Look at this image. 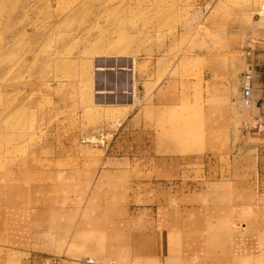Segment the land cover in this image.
Masks as SVG:
<instances>
[{
    "label": "rangeland",
    "instance_id": "374dc122",
    "mask_svg": "<svg viewBox=\"0 0 264 264\" xmlns=\"http://www.w3.org/2000/svg\"><path fill=\"white\" fill-rule=\"evenodd\" d=\"M263 4L0 0V264H128L158 208L180 210L170 252L194 250L174 264H207L264 178Z\"/></svg>",
    "mask_w": 264,
    "mask_h": 264
},
{
    "label": "crops",
    "instance_id": "0c3cea01",
    "mask_svg": "<svg viewBox=\"0 0 264 264\" xmlns=\"http://www.w3.org/2000/svg\"><path fill=\"white\" fill-rule=\"evenodd\" d=\"M257 196V204L228 207L225 228L207 233V264H264V178L258 187ZM179 211L175 214L165 208H158L156 217L151 219L148 227L131 232L130 256L126 259L128 264H174L175 261L189 260L195 255L194 250L177 254H174V250L170 252L168 242L173 238L174 230L181 229ZM32 245L37 246L35 238ZM93 246H87L93 256L89 259L93 263L105 260L107 257L104 252L101 254L102 251L99 252ZM48 247L52 248L51 245ZM43 253L39 257L43 262L39 264H80L76 258H64L62 262L53 263L54 258Z\"/></svg>",
    "mask_w": 264,
    "mask_h": 264
},
{
    "label": "built area",
    "instance_id": "2783aa9c",
    "mask_svg": "<svg viewBox=\"0 0 264 264\" xmlns=\"http://www.w3.org/2000/svg\"><path fill=\"white\" fill-rule=\"evenodd\" d=\"M255 90V72L250 68L241 77V100L248 108L257 107L259 104V99L256 97ZM263 106L264 104L262 107ZM261 124H263L264 128V120H262Z\"/></svg>",
    "mask_w": 264,
    "mask_h": 264
},
{
    "label": "bare ground",
    "instance_id": "6f19581e",
    "mask_svg": "<svg viewBox=\"0 0 264 264\" xmlns=\"http://www.w3.org/2000/svg\"><path fill=\"white\" fill-rule=\"evenodd\" d=\"M262 9H263V13H264V4H263V7H262ZM12 45V44H11ZM11 48H12V46H9L8 47V51H11ZM10 56V55H9ZM12 56V55H11ZM9 59V58H8ZM134 61L135 60H131V61H129V62H127V64H124V66H126V67H130V68H133V66H134ZM114 63H112V64H107L106 66H117L116 64H117V62L116 61H113ZM100 63V62H99ZM120 63V62H119ZM103 66H105L104 64H99V69L101 68V67H103ZM119 66V65H118ZM11 69V68H10ZM98 69V70H99ZM100 70H103L102 68L100 69ZM11 71H12V69H11ZM10 71V72H11ZM9 72V73H10ZM10 75V74H9ZM133 75V74H132ZM11 77V76H10ZM12 82V81H11ZM7 84V83H6ZM12 83H8V85L6 86L7 87V90L8 91H11V87H12V85H11ZM14 87V86H13ZM12 93H13V90H12ZM8 96H10V95H8ZM8 108H9V106H8ZM12 109V108H11ZM10 109V110H11ZM10 113V112H9ZM262 120H264V119H262ZM262 123V122H261Z\"/></svg>",
    "mask_w": 264,
    "mask_h": 264
}]
</instances>
